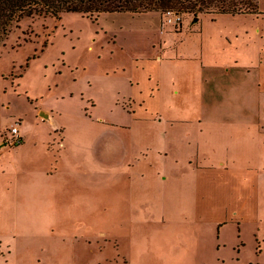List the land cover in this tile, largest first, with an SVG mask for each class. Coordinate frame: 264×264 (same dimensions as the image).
Instances as JSON below:
<instances>
[{
    "label": "rangeland",
    "instance_id": "obj_1",
    "mask_svg": "<svg viewBox=\"0 0 264 264\" xmlns=\"http://www.w3.org/2000/svg\"><path fill=\"white\" fill-rule=\"evenodd\" d=\"M259 5L21 19L0 46V264H264Z\"/></svg>",
    "mask_w": 264,
    "mask_h": 264
},
{
    "label": "trees",
    "instance_id": "obj_2",
    "mask_svg": "<svg viewBox=\"0 0 264 264\" xmlns=\"http://www.w3.org/2000/svg\"><path fill=\"white\" fill-rule=\"evenodd\" d=\"M89 15L101 12H175L199 14H259V0H0V46L24 17L59 15L61 12Z\"/></svg>",
    "mask_w": 264,
    "mask_h": 264
},
{
    "label": "crops",
    "instance_id": "obj_3",
    "mask_svg": "<svg viewBox=\"0 0 264 264\" xmlns=\"http://www.w3.org/2000/svg\"><path fill=\"white\" fill-rule=\"evenodd\" d=\"M260 52V51H259ZM240 60H241V62L242 63H240ZM258 60H259V53H258ZM260 61V60H259ZM261 62V61H260ZM221 64L222 66H214L215 68H221V70H222V72H224L225 71V69L224 68H226V69H228V66L227 65H229V64H232V65H234V66H231L232 68H249L250 66L248 65L249 63H250V61L249 60H247V59H244V58H239V59H234V60H232V61H230V62H226V63H219V62H215L214 64ZM207 63H205V65H204V63L202 62L201 63V65H202V67L204 68L203 69V71H202V74H200L201 75V78L202 79H204V82L207 80L206 79V77H207V73H206V70L208 69V68H211V67H209V66H207L206 65ZM238 64H240L239 66H238ZM213 67V66H212ZM208 78V77H207ZM247 97V96H246ZM246 105H249L248 104V102L246 101ZM244 108H246V106H244ZM40 113L42 114V113H44V110L43 109H40ZM52 111H48V112H46V114L44 113V115H46V118L47 117H51L52 116ZM19 130H20V133H21V135H22V138H23V141H22V143L19 145L20 147H23L24 145H25V143H26V141H27V139L25 140V136H26V132H27V130H28V128L27 127H25V129L23 128V126H21L20 124H19ZM56 130H58V128H56ZM63 143V142H62ZM106 143V142H105ZM105 143H104V148H105ZM112 146H115V145H113L111 142H107V145H106V148H105V150H104V153L105 152H107L106 154H110V151H111V149H110V147L112 148ZM116 147V146H115ZM65 150L66 149V143L65 144H63V146L61 147V149H60V151L61 150ZM140 156V153H138V154H136V155H134L131 159H130V161L128 162L127 161V164H126V167L127 166H130L131 165V167L132 166H135V164L137 165L138 163H140L142 160H146L147 158L145 157V158H140L139 157ZM157 159V158H156ZM153 161V160H152ZM154 162V161H153ZM155 164H156V167L158 166V162H157V160H155V162H154ZM150 166L152 167L153 165H152V163L150 164ZM125 172H128V170L127 171H125ZM137 176H138V178L141 176L142 178H144V177H146L147 176V172L146 171H143V170H141L140 172H138L137 173ZM165 178L166 179H169V176L166 174V176H165ZM148 185H149V183H148ZM148 185L146 186V190L142 193V194H140V197H143V198H146V200H148V201H152L153 200V194L155 193V191H154V193H153V189L150 187H148ZM150 191V192H149ZM134 193V192H133ZM133 193H131V194H129V196L127 195V199H128V201H126V202H124V203H126L127 204V202H130V201H135L136 200V194L134 193V195H133ZM133 195V196H132ZM144 195H146V196H144Z\"/></svg>",
    "mask_w": 264,
    "mask_h": 264
},
{
    "label": "built area",
    "instance_id": "obj_4",
    "mask_svg": "<svg viewBox=\"0 0 264 264\" xmlns=\"http://www.w3.org/2000/svg\"><path fill=\"white\" fill-rule=\"evenodd\" d=\"M11 140H15L16 143H21L22 135L20 133L19 127L14 126L11 128Z\"/></svg>",
    "mask_w": 264,
    "mask_h": 264
},
{
    "label": "water",
    "instance_id": "obj_5",
    "mask_svg": "<svg viewBox=\"0 0 264 264\" xmlns=\"http://www.w3.org/2000/svg\"><path fill=\"white\" fill-rule=\"evenodd\" d=\"M44 115V113H42Z\"/></svg>",
    "mask_w": 264,
    "mask_h": 264
}]
</instances>
